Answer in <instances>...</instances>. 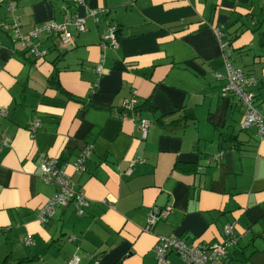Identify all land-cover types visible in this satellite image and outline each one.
Returning <instances> with one entry per match:
<instances>
[{
	"label": "crops",
	"instance_id": "0c3cea01",
	"mask_svg": "<svg viewBox=\"0 0 264 264\" xmlns=\"http://www.w3.org/2000/svg\"><path fill=\"white\" fill-rule=\"evenodd\" d=\"M88 9L102 11L98 22ZM76 14L87 29L69 26L68 47L58 34L31 42L44 56L19 43L15 27L27 35ZM112 24L118 46L102 49ZM216 28L232 64L255 78L264 113V0H0V264H69L75 254L80 264H158L159 236L200 245L224 240L228 225L240 240L216 264H264V140L241 129L243 105L214 76L226 72ZM134 95L136 109H125ZM135 116L150 120L146 138ZM87 144L94 151L75 171ZM45 157L88 198L83 215L70 204L39 221L58 190L42 178Z\"/></svg>",
	"mask_w": 264,
	"mask_h": 264
},
{
	"label": "built area",
	"instance_id": "2783aa9c",
	"mask_svg": "<svg viewBox=\"0 0 264 264\" xmlns=\"http://www.w3.org/2000/svg\"><path fill=\"white\" fill-rule=\"evenodd\" d=\"M84 0H73L75 4H82ZM9 9L16 10L14 4H9ZM102 11L96 9H88L87 15L92 17L96 22L99 21V15ZM17 24H15L16 26ZM69 26H73L78 32H83L87 29L86 19L79 15H72L65 19L63 23L56 21L42 23L36 25L31 32L27 35H21L18 28L15 27L16 36L19 38V43L28 51L36 54L37 56H44L47 51L41 50L34 44H31L33 40L38 39L42 34L52 35L58 34L61 37V43L65 47H68L73 42V34L68 29ZM14 27V25H13ZM117 26L110 25L107 32L103 35L100 43L101 48L105 49L108 46L117 47L118 39L116 35ZM216 36L220 42L221 55L224 60L225 74L215 72L214 76L217 79L225 80L226 86L223 88V95H226L227 91L233 93L239 102L244 107V118L241 123V129L247 130L252 127L256 129L257 136L264 140V113L260 111L256 104L255 94L251 90V87L256 84V80L251 75L247 74L244 69L235 67L231 58L233 55V48L230 40L227 39L225 32L222 28H216ZM105 56H102L101 62L98 64V71L102 70V62ZM138 104V98L134 95L124 101V108L128 110H135ZM139 121L138 125L142 133V138L147 137L148 129L151 122L147 118L136 117ZM40 127L39 120H36L30 126L31 135ZM94 151L93 144H87L79 153L75 162L72 164L75 171L82 172L86 169V161L92 155ZM222 153L215 159L221 158ZM137 163V160H132L130 167L126 171L127 174H131L133 166ZM42 178L46 183H55L58 185V190L48 199L47 203L42 206L38 211V219L40 222H47L50 220L59 206H68L72 204L78 215H83L86 212V208L90 202L85 196L84 192L78 189L76 183L72 180L71 176L66 172L64 165H59L56 158L45 157L41 160L39 165ZM171 206H167L164 211L159 212V216L166 217L171 212ZM157 220V214L154 212L149 218V224L147 229L154 224ZM224 240L214 241L205 244H188L183 239L172 234L169 236H159L158 242L155 247L157 254L158 264H169L168 256L171 253H175L186 264H216L223 256H225L231 247L238 244L240 237L234 234L233 225H228L224 229ZM75 236H71L70 240ZM27 244L32 243V238L29 236L25 239ZM80 256L74 255L69 264H80ZM98 263V261H97Z\"/></svg>",
	"mask_w": 264,
	"mask_h": 264
},
{
	"label": "trees",
	"instance_id": "16d2710c",
	"mask_svg": "<svg viewBox=\"0 0 264 264\" xmlns=\"http://www.w3.org/2000/svg\"><path fill=\"white\" fill-rule=\"evenodd\" d=\"M52 81H53V83L54 84H56L60 89H62V87H60V85H59V82H57V81H54V79H52ZM138 109V108H137ZM231 140H232V142L234 141V146H235V140H234V138L232 137V138H230ZM178 168L179 169H181V170H184V171H195L196 169L194 168V166L193 165H188V166H185V167H183L182 165H179L178 164Z\"/></svg>",
	"mask_w": 264,
	"mask_h": 264
}]
</instances>
